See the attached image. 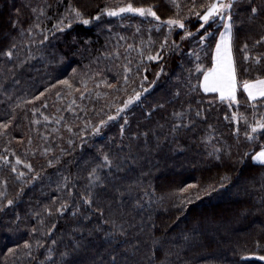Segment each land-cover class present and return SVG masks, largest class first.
Segmentation results:
<instances>
[{"label": "trees", "instance_id": "1", "mask_svg": "<svg viewBox=\"0 0 264 264\" xmlns=\"http://www.w3.org/2000/svg\"><path fill=\"white\" fill-rule=\"evenodd\" d=\"M127 2L0 0V123L8 124L0 127V157H7L0 159V264H59L62 259L108 264L113 249L122 257L116 241L104 236L112 226L103 221L116 203L123 204L125 218L132 217L136 224L128 229L126 239L142 241L138 257L146 256L154 239L170 253L166 258L158 253L159 264H264L260 259L264 256V164L252 160L264 134L258 133L256 140L245 137L248 125L264 116L260 106L264 100L257 99L253 108L241 87L244 80L264 76V41L256 43L264 36V11H250L251 4L259 8L262 0H236L232 9L239 104L231 102V107L228 100L201 88L222 23L212 25V34L201 42L204 30L181 40L184 30L177 27L169 32L167 24L161 23L176 16L174 0H131L137 7L152 6L161 21L130 13L110 17L102 11ZM179 2L182 9L177 18H184L186 29L195 33L199 23L187 13L192 0ZM69 4L85 18L98 12L101 18L89 25L74 20L71 27H54ZM166 36L168 46L161 49ZM172 41L179 47L174 48ZM13 43L17 46L13 56L3 55ZM149 55L161 58L151 60ZM198 64L203 65L199 72ZM65 79L71 89L57 83ZM115 89H136L141 96L108 120L123 102L105 115L92 109L102 104L104 92ZM36 96L39 99H33ZM197 109L200 117H195ZM182 110L194 117L195 127L185 120L186 127L172 132L177 123L173 112ZM233 112L246 116L247 124L242 118L233 119ZM101 120L107 122L99 125ZM98 125V131H93ZM109 152L122 170L100 169L108 187L101 191L103 185L96 184L95 202L84 204L81 194H87V172ZM17 156L24 163H17ZM225 175L229 179L222 181ZM130 184V195H114L113 185L124 192ZM187 185L196 187L180 193ZM209 185L213 190L206 193ZM185 195L192 197L191 202L181 204ZM9 199L12 205L7 204ZM136 199L141 207L135 206ZM110 201H114L111 206ZM62 202H67L65 210L55 211ZM96 225L102 229L94 231ZM24 240L32 245V257L26 255ZM77 242L83 245L78 253L62 258L60 254ZM15 245L20 249L9 254L7 249ZM143 264H148L147 259Z\"/></svg>", "mask_w": 264, "mask_h": 264}, {"label": "snow or ice", "instance_id": "2", "mask_svg": "<svg viewBox=\"0 0 264 264\" xmlns=\"http://www.w3.org/2000/svg\"><path fill=\"white\" fill-rule=\"evenodd\" d=\"M174 5L176 8V16L168 17L166 21H161V17L156 13V11L153 10L152 6H134V4L129 0L127 3H123L121 6L118 7H106L102 11L106 13L107 16L110 17H117L121 16L125 13H132L137 14L141 17H153L156 21H161V23H166L169 29V32H171L174 28H179L181 30H184V36L181 37V40L185 38H191L196 33H198L200 30H204V34L199 36V40L203 42L207 37H209L212 33L209 30L212 25L217 23H223V30L219 32V39L215 43V55L213 56V66L211 68H208L206 71L203 72V81L201 86L203 87L204 92H219L220 94V100H228L229 106L231 107V102H236L239 104V101L237 100V71H236V65L233 58V52H232V9L236 7V0H203L202 3H197V0H192L190 6L187 7V13L189 17H196L197 21L199 23V27L195 30V33L192 31H188L186 29L185 20L184 18H177L179 16V13L182 9V6L179 2V0H174ZM19 11V10H17ZM35 11V9H33ZM41 13L44 11L43 8L40 9ZM250 11L251 13H258V11H264V0H262V5L258 8L256 4L250 5ZM101 18V13H96L94 17H88L85 18L83 13L80 9L73 7L71 4H69L68 9L66 10L64 16L61 17V19L57 22V25H54V27L57 26H63V27H71L73 21L81 22L84 25H89L93 22V20H99ZM67 20V24H64V20ZM208 26V28H206ZM35 27L39 28L40 25L36 24ZM31 27L27 29V31H31ZM139 31V29H137ZM45 40L48 39L47 36L44 37ZM149 40H151V37H149ZM261 41H264V36L260 37V41H257L256 43H260ZM168 39L167 36L165 37L164 41L161 43L160 47L161 49L168 46ZM172 46L174 48H178L179 44L176 41H172ZM16 44L13 43L11 47L6 50L3 55H6L7 57H12L14 52L13 50L16 49ZM131 47V45H129ZM245 52L244 56L245 59L248 58V52H247V44L244 46ZM151 60H159L161 57L159 55H149L148 57ZM199 59V57H198ZM260 60V57H256V61L258 62ZM203 68V65H196V70L199 72ZM163 69H161L162 71ZM125 71H130V69L125 66ZM247 71V69H245ZM160 73H157L159 75ZM127 79V77H125ZM144 79H147V77H144ZM58 84L67 85L70 89L73 87L70 82L65 79L62 81H57ZM154 83V81H153ZM151 86V85H150ZM243 90L247 93V99L250 101H253L252 107L256 108L257 104L255 103L258 98L264 100V76H257L256 79L252 80H244L243 81ZM50 87H55L54 85H50ZM47 91V89H45ZM83 95V92L80 93ZM44 92H41L39 96H43ZM59 95V93H57ZM179 95V93H177ZM39 96L33 97V99H39ZM141 96V92H136L134 95H131L127 98V100L124 101L122 105H120L116 111V113L113 116L108 117V120L114 119L116 115H119L121 112H123L129 104H132L134 101L139 100ZM260 106H264V104H261ZM154 107H162V106H154ZM189 108H191V105H189ZM33 111H36L33 109ZM255 115V113H254ZM201 112L197 109L195 111V117H200ZM173 117L177 120V123L172 126V132L178 131L179 127H186L187 125H192L193 128L195 127V121L194 117L189 118L187 114L182 111H174ZM233 119H244L245 123L247 124V117L243 116V114H238L236 112L232 113ZM227 118V117H226ZM45 119H48V117H45ZM127 119L126 117L124 118ZM187 120V125H185L184 121ZM107 121L101 120L99 122V125H104ZM11 123V121H9ZM99 125L93 128V131H98ZM0 127L7 128L8 124L6 123H0ZM249 131L245 132V137L250 140H256L257 134L261 133L264 134V116H262L260 119L255 120L250 125H248ZM209 128H211V125H209ZM124 126L121 125V131H123ZM133 136L137 135L136 133H132ZM142 135L147 136L148 133H143ZM207 138V137H206ZM167 139V137H165ZM247 155V153H245ZM131 160V162L134 164L136 163V159L133 157H127ZM217 159L220 157L217 156ZM0 159H7V157H0ZM252 159L255 161H258L261 164H264V144L261 145V149L259 152H256L255 155L252 156ZM17 163H24L20 159V157H16ZM51 164L52 161H49ZM115 166L118 171L122 170L121 166L114 161L112 158V154L109 153H103L102 159L99 163L94 162V166L91 168L90 171L87 172L88 177V185H87V194H81V197L83 199V203L87 205H91L95 202L94 195L92 189L96 186V184L103 185V188L101 191L107 189L108 182L102 178L100 175V169L107 168L109 171H111V168ZM29 168H31V164L28 165ZM12 170L15 172L16 167L15 165L12 166ZM21 176L24 175L23 172L20 173ZM107 175V174H106ZM65 181L68 179V177L64 178ZM229 179L227 175L221 177L222 181H225ZM134 183H139V181H136ZM223 184L217 185V187H223ZM196 187L195 185H187L185 188H181L179 190L180 193H186V190L189 188ZM213 188L211 185H209L204 191L210 192ZM133 191L132 185H128L124 187V192H121V186L113 185V193L114 195L119 198L123 196L125 193H128L129 195ZM146 191V190H145ZM0 195H3V193H0ZM196 199H199V196L195 197ZM192 197L189 195H185L184 199L181 201V204H187L191 202ZM14 203L13 200L9 199L7 200L8 205H12ZM114 203V201H110V206ZM135 206L141 207V201L139 199L135 200ZM3 205H0V208H2ZM67 207V202H62L60 204V207L55 209L57 212H63L65 208ZM123 204L122 203H116L114 210L111 212V215L109 216V219L103 221L104 224H108L112 226V231H104L105 237H110L111 240L116 241V247L120 249V252L123 253V256H118L116 253V250L113 249L110 254L109 262L108 264H143L144 259H147L148 264H159V262L156 260L157 254L161 253L165 258L168 253L166 249H162V247L159 246V241L152 240L151 243L148 245V250L146 256L138 257V254L141 251L140 245L142 244V241L140 239H135L133 243H128L126 237L129 235L128 229H132L136 227V224L132 217L125 218L124 213L122 211ZM49 214H51L52 209L47 208L45 209ZM78 211V209L76 210ZM97 212L104 213L103 208H97ZM88 215L84 216V219H88ZM117 220H119V224H117ZM54 227V225H53ZM102 229V225H96L94 226V231H99ZM83 230V229H81ZM33 233L37 231L36 227H33L31 229ZM47 231H51V228H48ZM91 234V232H90ZM111 240L109 242V247H111ZM56 241H53V244H55ZM37 246H40V241H36ZM20 245H15L13 248H8L7 252L9 254H15L16 251L20 249ZM83 245H81L79 242H77L73 247L66 248L64 252H62L60 255L62 258L65 257H74L78 250L81 249ZM23 248L27 250L26 255L28 257H32L33 253L31 251L32 245L29 240L23 241ZM261 260H264V256L260 257ZM59 264H74V261L72 259H62ZM100 264H103V261L100 262Z\"/></svg>", "mask_w": 264, "mask_h": 264}, {"label": "rangeland", "instance_id": "3", "mask_svg": "<svg viewBox=\"0 0 264 264\" xmlns=\"http://www.w3.org/2000/svg\"><path fill=\"white\" fill-rule=\"evenodd\" d=\"M106 14V13H105ZM127 14V13H125ZM132 14V13H130ZM223 24V23H222ZM160 26L159 25H156V28L158 29ZM168 27V26H167ZM135 58L137 59V49L134 51V54ZM122 80H124V77L122 78ZM120 81V80H119ZM127 83H131V80H127ZM137 92V90H133V91H122V90H118V89H115L113 92H104V94H102L101 96L104 98L101 97V102L102 104L100 106H97L95 109H92L94 111H97V113L99 115H105L109 112L110 109H112V106H114L116 103H119V102H123L125 100H127V98L131 95H134L135 93ZM105 101V102H104ZM104 102V103H103ZM131 104H129L128 106H130ZM90 109V108H88ZM114 115V114H113ZM111 115V116H113ZM117 116V115H116ZM115 116V117H116ZM264 144V142L262 143ZM261 149V147H260ZM260 149L256 150V152H259ZM255 152V153H256ZM255 153H253V155H255ZM252 155V156H253ZM253 160V159H252Z\"/></svg>", "mask_w": 264, "mask_h": 264}, {"label": "crops", "instance_id": "4", "mask_svg": "<svg viewBox=\"0 0 264 264\" xmlns=\"http://www.w3.org/2000/svg\"><path fill=\"white\" fill-rule=\"evenodd\" d=\"M221 30H223V24H222V27H221ZM232 35H233V33H232ZM218 39H219V36H218ZM217 39V40H218ZM233 52V51H232ZM215 55V47H214V51H213V56ZM213 59H212V65H211V67L213 66ZM210 67V68H211ZM202 81H203V75H202V78H201V84H202ZM242 87V89H243V86H241ZM201 88H202V90H203V87L201 86ZM204 91V90H203ZM244 91V90H243ZM209 93H215L219 98H220V94H219V92H209ZM244 93H245V95L247 96V93L244 91ZM258 99H260V98H258ZM253 162H255V163H259L258 161H255V160H253Z\"/></svg>", "mask_w": 264, "mask_h": 264}]
</instances>
